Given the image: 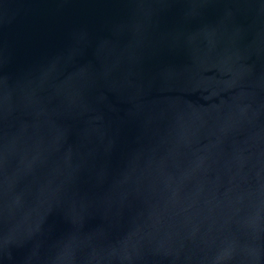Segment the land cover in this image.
<instances>
[{
    "label": "water",
    "instance_id": "water-1",
    "mask_svg": "<svg viewBox=\"0 0 264 264\" xmlns=\"http://www.w3.org/2000/svg\"><path fill=\"white\" fill-rule=\"evenodd\" d=\"M0 264H264V0H0Z\"/></svg>",
    "mask_w": 264,
    "mask_h": 264
}]
</instances>
